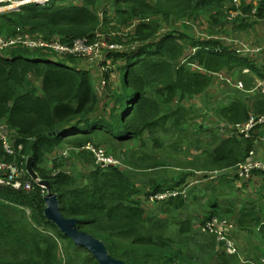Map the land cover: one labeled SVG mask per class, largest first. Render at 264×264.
<instances>
[{
  "label": "trees",
  "instance_id": "trees-1",
  "mask_svg": "<svg viewBox=\"0 0 264 264\" xmlns=\"http://www.w3.org/2000/svg\"><path fill=\"white\" fill-rule=\"evenodd\" d=\"M239 1L236 7L233 0H50L0 13V37L5 40L22 35L63 45L83 39L92 44L112 18L104 8L99 19L103 2L112 4L119 30L132 28L128 49L104 52V66L118 64L117 79L110 81L109 72L95 70L87 59L23 45L0 50V121L16 152L22 145L18 162L32 157L34 171L49 182L63 217L76 219L80 232L103 242L107 253L123 264H204L207 255H219L214 253L215 237L200 232L212 218L235 223L229 238L238 250L234 256L223 251L217 264H244L240 255L250 262L245 264L258 263L264 254V172L253 171L242 185L226 189L241 193V186L258 184V210L257 201L229 199L223 187L216 188L223 177L215 176L245 162L255 148L254 137H226L219 123H244L251 114H264V96L250 92L252 77L264 80V68L218 40L195 38L187 27L204 19L211 31L219 27L208 36L247 32L264 19V0H258L254 16L252 1ZM234 12L245 18L228 19ZM54 57L68 67L54 63ZM244 69L250 74H243ZM220 75L240 79L244 92L228 88L222 92L227 102L222 98L197 108L193 101L220 81ZM209 112L216 121L201 123ZM188 128L194 131L195 145L187 140L180 147ZM135 143L161 162L149 155L152 161L144 165L127 159L100 168L85 148L90 145L118 160L117 152ZM182 151L187 160L180 157ZM163 152L167 156L158 157ZM14 160L0 143V161ZM68 160L82 169L66 171ZM24 179L30 190L0 186V264H98L44 217L45 190L28 175ZM171 192L177 195L156 198ZM198 205L201 211L192 212Z\"/></svg>",
  "mask_w": 264,
  "mask_h": 264
},
{
  "label": "built area",
  "instance_id": "built-area-1",
  "mask_svg": "<svg viewBox=\"0 0 264 264\" xmlns=\"http://www.w3.org/2000/svg\"><path fill=\"white\" fill-rule=\"evenodd\" d=\"M49 0H0V13L3 9L8 8L6 12L18 11L23 5L26 4H36L44 5ZM252 8L250 10V15L254 16L258 7V0H251ZM249 2V1H248ZM233 3L238 7L240 5L239 0H233ZM106 10V8H105ZM102 15V14H101ZM100 15V16H101ZM237 16H243L241 12L231 13L228 19H235ZM264 23V19L259 21ZM224 45L231 48L237 55L249 56L254 60L259 61L260 64L264 62V45L261 46H249L246 44L240 35L236 37L231 36H216L211 37ZM13 45H23L31 50H47L53 51L57 55H72L76 58H81L83 60L92 61L94 64L95 59H100L97 53L104 54L106 51H115L122 49L120 45H107L101 40V35L98 36V40L92 44H89L85 39L75 40L71 45H63L56 41L45 42L38 38H28L27 36L17 35L15 38L10 40H5L0 37V50L5 51ZM131 44L129 45V47ZM94 60V61H93ZM243 74L248 73V69L242 71ZM220 79L225 81L230 87H233L239 91L245 90L244 83L241 80H233L228 77H222ZM104 80L101 81V86L104 87ZM259 91L260 94L264 96V80L255 78L252 83V89L250 92ZM249 92V93H250ZM219 127L223 128L226 137L237 135L243 136L245 139L253 138L255 140L254 149L248 153V158L245 162L237 164L233 167V176L237 177L238 180H248L253 171H263L264 172V159H258L259 145L264 144V136L260 137L253 135L257 129L264 127V114L255 116L253 114L249 115V118L244 123H237L233 125H227L226 123H219ZM10 132L5 126L4 122L0 121V143L4 153L7 156H14L16 160L8 163L0 161V186L11 187L13 190H30L31 183L28 180H23L26 177L27 172L25 169L26 161L18 162L19 153L22 150V145L17 146V151H15V146L10 140ZM256 137V138H255ZM89 150L95 157V163L100 168H105L110 164L117 165L118 163L112 158L105 156L103 150H95L92 146L87 145L85 147ZM22 157V156H21ZM216 173V172H215ZM31 180V179H30ZM32 181V180H31ZM33 182V181H32ZM34 183V182H33ZM183 190L181 194H184ZM176 192H171L167 194H159L156 196L157 199H163L170 196H176ZM264 224V223H263ZM235 230V223L227 219L212 218L208 222H204L200 226V232L209 234L215 237L216 243L221 246L224 252L229 256H234L238 254L237 244L235 239L229 238L231 232ZM239 256V255H238ZM242 263H250L240 257ZM252 264H264V254L258 259V263Z\"/></svg>",
  "mask_w": 264,
  "mask_h": 264
},
{
  "label": "rangeland",
  "instance_id": "rangeland-1",
  "mask_svg": "<svg viewBox=\"0 0 264 264\" xmlns=\"http://www.w3.org/2000/svg\"><path fill=\"white\" fill-rule=\"evenodd\" d=\"M110 1L112 2V0H110ZM103 4L104 5H102V7H100V11L97 12L98 13V16H99V19L103 20V15H101V14L104 12V8H106V10H108L109 14H111V17L114 19V13H112L114 11L112 9V4H108V3H105V2H103ZM7 10H8V8H5V9H3L2 12H6ZM112 18H109L107 20V22H108V25L107 26L108 27H104L105 31H102L101 30V40L103 42H105L107 45H115V44H117V45H120L121 46L122 50L123 49H128L129 45L131 44V40L128 39L129 38L128 37V33H129V31L132 28L129 27L126 30H122L123 28H121L119 30L116 27L117 26V23H115ZM175 18L176 19L177 18L179 19V16H176ZM161 19H162V17H159L157 21L160 22ZM179 21H180V19H179ZM183 22H185V21H183ZM185 24H188V23L186 22ZM239 24H240V20L238 21V23L235 26H237ZM161 26L162 27H166L165 24H161ZM187 27H189L192 30V35L195 38H208V37L211 38V37H216V35H211V36H208V35L211 34V32H215V31L217 32V30L219 28V27L213 28L212 31H211V28L209 27V24H207L206 20H204V19L193 21V26L187 25ZM232 27H233V25H231V24L228 26V28H232ZM161 30H165V29H161ZM228 33H231L230 34L231 37H236L237 35H239V34H236V32L235 33L234 32H228ZM219 35H221V34H219ZM117 37L118 38H121V39L118 40V41L115 40ZM97 56H100V59H97L98 62L97 63L96 62L94 63V65L96 67H98V69H95V70H98L99 72H102L104 74L107 73V72H109L108 74H106V77H107V79L109 81L110 80L117 79V75H116V72H118L117 71V68H118L117 62L115 64H113L111 67H110V65L104 66L103 65V60H102L103 57H104V54H100V52H98L97 53ZM33 57L37 58V57H39V55L36 54ZM52 61L54 63H56V64H60V65H63V66H67L68 67V65L65 62V60L62 59V58H60V57H54V58H52ZM88 62H90V61H88ZM102 65H103V67H102ZM232 79L235 80V78H232ZM103 80L106 83V80L105 79H103ZM238 80H240V79H238ZM221 81H222L221 79H220V81L218 79L215 80L214 84H212L211 88L209 89V91L205 95L200 96V97H197L193 101V103H196L197 104V106H196L197 108H204V106H203L204 103L215 104L214 101H220L222 98H226V102L228 101V97L226 95H223L222 92L224 90H226V89L229 90L228 88H231V87L228 86V85L226 86L224 84V82L223 81L221 82ZM100 105H101V103H100ZM208 119H210L211 122L216 121V117H215V115H214L213 112H209L206 118H203L202 117L200 122L201 123H205ZM195 124H199V123H196L195 122ZM187 132H188L187 135H184V138L185 139H183L182 141H180V145H179L180 147L184 146V148H185V143H186L187 140H190L192 142V138L191 137L194 134V131H193V129L188 128L187 129ZM9 136H10V134H9ZM192 143L195 145L194 142H192ZM145 144L147 146H150V142H146ZM122 151L123 152H120V153L117 152V155L114 156V157L118 158V160L120 162L117 159H115L113 157H110L114 161H116L118 163V165L120 163L124 162L127 159L130 160L133 165L134 164L144 165V164H147V163H149V162L152 161V159L150 158V156H152L154 159L158 160V162H161V160L160 159H157L156 156L154 157L153 154L148 149H144V147H141L140 144H138V143L132 144L131 146L122 149ZM194 154H195V152H194ZM161 156L162 157H166L167 154L164 155V152L163 153H159L158 154V157L161 158ZM180 157L183 160H187V158L184 155L183 151H182V155ZM133 165L129 164L128 167L135 168V166H133ZM64 167L66 168L65 169L66 171H70V172H72L75 169L78 170V171H80L82 169V167L79 165V163L76 162V161H73V160L72 161H69V160L66 161L64 163ZM169 171H173V170H169ZM220 177H223V178H220L221 184L220 185H217L216 188L223 187L224 193L226 192L227 197L229 199L240 200V202L247 203V204L248 203H254L256 201L259 203V200H260V197H259L260 191H259V185L258 184H253L252 187H251V185H247L246 187H242L243 189H241V193L238 192V191L237 192H234V193H228V191H226V189L227 190L236 189L237 184H238L237 182H235V179H233V172H232V170L228 171L226 173V175H223V176H220ZM216 178H219V177H216ZM211 184L212 185H215L216 182L213 181V182H211ZM202 194L203 193H201L200 195H202ZM223 203H225V202H223ZM260 204L261 203H259L257 206H255L256 210H258V206H260ZM187 208L188 207H186V209ZM238 208L239 207L237 205L236 206V209H238ZM201 209H202L201 208V205H198V207H196L195 209L193 208L192 212L199 213L201 211ZM263 209H264V205H263ZM211 249H213V248L211 247L210 248V251H211ZM223 251L224 250L222 249V247L216 243V247L214 249V253L215 254H218L219 253V255H213L212 257H210V255H207L208 258L207 259H204L203 260V263L204 264H217L218 262H221L222 261V258H223V255H221V253ZM212 252H213V250H212ZM247 254H248V252H247ZM247 254H246V256H247ZM260 256H261V254H260ZM240 257H242V256L240 255ZM244 257L245 256H243V258ZM195 261H197V259Z\"/></svg>",
  "mask_w": 264,
  "mask_h": 264
},
{
  "label": "water",
  "instance_id": "water-1",
  "mask_svg": "<svg viewBox=\"0 0 264 264\" xmlns=\"http://www.w3.org/2000/svg\"><path fill=\"white\" fill-rule=\"evenodd\" d=\"M25 169L29 178L46 192V195L43 197L45 204L43 215L48 221L52 222L74 245L87 250L98 264H123V262L115 260L107 253L103 242L87 233L80 232L76 227V219L63 217L59 211L57 196L51 192L49 182L40 180L34 171L32 157L26 159ZM226 173V171L216 172L215 176L220 177L226 175Z\"/></svg>",
  "mask_w": 264,
  "mask_h": 264
},
{
  "label": "crops",
  "instance_id": "crops-1",
  "mask_svg": "<svg viewBox=\"0 0 264 264\" xmlns=\"http://www.w3.org/2000/svg\"><path fill=\"white\" fill-rule=\"evenodd\" d=\"M239 17H242V16H239ZM242 18H245V17H242ZM239 35L243 39V41L251 47L264 45V23L256 21V23L252 26V28H250L247 32H241ZM240 56H242V55H240ZM244 57H249V56H244ZM249 58H251V57H249ZM254 61H256L255 64L257 65V67L259 69L264 68V63L260 64L259 61H257V60H254ZM247 74H250L249 69H248V73H245V75H247ZM252 79H254V77H252ZM254 135H256V137L257 136L263 137L264 136V127L257 129L256 132L254 133ZM259 149L260 150L258 151V157L257 158L258 159H264V144H260ZM233 179H235L234 176H233ZM244 181H246V180H244ZM242 182H243V180H240V184H239V182L237 181V183H238L237 187L242 185ZM241 189H243L242 186H241L240 190Z\"/></svg>",
  "mask_w": 264,
  "mask_h": 264
},
{
  "label": "bare ground",
  "instance_id": "bare-ground-1",
  "mask_svg": "<svg viewBox=\"0 0 264 264\" xmlns=\"http://www.w3.org/2000/svg\"><path fill=\"white\" fill-rule=\"evenodd\" d=\"M3 122V121H2Z\"/></svg>",
  "mask_w": 264,
  "mask_h": 264
}]
</instances>
